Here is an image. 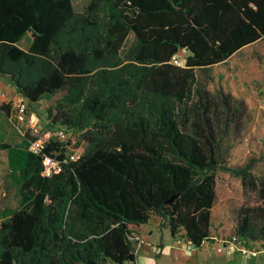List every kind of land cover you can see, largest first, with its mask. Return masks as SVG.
<instances>
[{"label":"trees","instance_id":"trees-1","mask_svg":"<svg viewBox=\"0 0 264 264\" xmlns=\"http://www.w3.org/2000/svg\"><path fill=\"white\" fill-rule=\"evenodd\" d=\"M263 35L264 0H90L81 14L73 0H0V75L26 101L47 96L49 128L86 143L51 176L43 154L62 159L64 143L50 138L41 154L28 133L0 144L20 205L0 210V264L136 261L131 225L152 215L194 247L212 240L219 112L196 69ZM235 234L264 246V207H241Z\"/></svg>","mask_w":264,"mask_h":264},{"label":"rangeland","instance_id":"rangeland-1","mask_svg":"<svg viewBox=\"0 0 264 264\" xmlns=\"http://www.w3.org/2000/svg\"><path fill=\"white\" fill-rule=\"evenodd\" d=\"M89 2L90 0H73L75 11L78 14L84 13ZM31 40V34L28 32L18 44L26 50ZM133 43L134 35L130 33L122 47V57ZM196 74L197 84L211 94L219 112L218 136L223 159L221 168L216 173L217 197L212 207L210 235L212 240L216 238L220 241L235 234L237 214L241 207H264L260 196L264 187V36L256 43L237 50L224 62L197 69ZM0 89L3 91L0 95V105H9L7 111L0 108V144L6 142L10 146L19 145L26 133L47 138V134L51 132L48 114L52 108L50 99L45 96L37 102H29L23 98L27 105L26 116L19 120L16 106L21 98L20 93L13 83L3 76H0ZM226 97L228 106L223 104ZM71 138L75 142L66 148V152L73 156L75 151L81 152L86 143L80 139V132ZM73 148L76 150L73 151ZM7 159L6 149L0 145V210L20 207L19 189L11 180ZM244 167H248L249 174L245 181L232 170ZM156 218V215H152L146 228L153 227ZM259 224H262L261 220ZM131 227L135 231V225ZM137 238L142 240L139 236ZM176 238L184 239L180 235ZM131 240L136 250H139L138 264H184V259L177 261L168 249L160 259L151 262L146 259L147 244L141 243V246L138 239L132 237ZM164 241H167L165 235ZM242 243L251 250L258 251L263 247L261 240L243 239ZM109 264L116 263L109 261Z\"/></svg>","mask_w":264,"mask_h":264},{"label":"crops","instance_id":"crops-1","mask_svg":"<svg viewBox=\"0 0 264 264\" xmlns=\"http://www.w3.org/2000/svg\"><path fill=\"white\" fill-rule=\"evenodd\" d=\"M257 41H253L252 43H256ZM187 54V50L181 49L174 55L172 60L176 58L185 61ZM0 76L8 78L6 75ZM0 91L3 93L2 89H0ZM23 98L24 97L21 96L20 99ZM153 223V227L150 226L146 228L147 223H144L135 226V231L132 230L133 238L136 239L139 236L142 238V245L145 243L147 244L146 247L148 248H145V252L147 253L146 259H149L151 262L160 259L165 253V250L168 249L177 261L184 259V264H264V246L261 247L257 254L252 257L240 252H234L231 254L219 253L216 250V246H219V240L216 238L212 241H205L202 246L197 248L194 247L190 241L184 239L179 240L178 238L173 237L168 226L161 225L159 217L154 219ZM164 235L167 236V241H164ZM138 251L136 261H125L121 264H138L140 261ZM115 263L118 264L117 262ZM104 264H109V261H106Z\"/></svg>","mask_w":264,"mask_h":264},{"label":"built area","instance_id":"built-area-1","mask_svg":"<svg viewBox=\"0 0 264 264\" xmlns=\"http://www.w3.org/2000/svg\"><path fill=\"white\" fill-rule=\"evenodd\" d=\"M174 64L177 65H184L185 61H181L179 59H173L172 60ZM1 91H0V95H1ZM17 110H16V115L17 118L20 119H24V117L26 116V110H27V105L24 102V99H20L17 102V106H16ZM75 133L72 132V130H67L64 129V127H60V128H55L54 130H51V132H49L47 134V138H40L39 136H37L30 144H29V149L36 153V154H41L42 150L45 146V144H47V142L49 141L50 138L56 139V141H59L63 144V147L65 148V155L63 156L62 159H59L53 155H46L43 154V160H42V165H43V175L46 176H51L54 173H59L62 170V163L63 162H67L70 159L71 160H76L80 157V153H78V151H75L76 148H73L72 150L75 151L74 154L75 155H68L66 152V148L71 145L74 144V140H72L71 136L73 137ZM139 240V238H136V240ZM243 239H241V237H239L237 234H232L229 237L220 240L219 241V246H216V250L219 253H226V254H231L234 252H240L242 254H246L249 255V257L255 256L257 254V250H251L249 247H247L245 244L242 243ZM142 243V240H139V245Z\"/></svg>","mask_w":264,"mask_h":264}]
</instances>
